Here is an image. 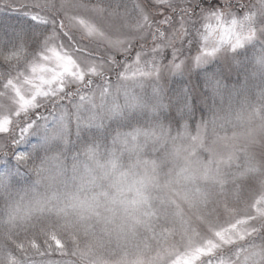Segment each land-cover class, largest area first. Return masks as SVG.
<instances>
[{
    "label": "rangeland",
    "instance_id": "374dc122",
    "mask_svg": "<svg viewBox=\"0 0 264 264\" xmlns=\"http://www.w3.org/2000/svg\"><path fill=\"white\" fill-rule=\"evenodd\" d=\"M61 2L52 0L57 10ZM75 2L105 8L102 16L90 9H74L68 15L94 24L113 40L126 39L132 30L119 22L108 26L110 21L104 17L109 3H119L121 12L125 4L130 9L140 5L153 14L152 27L133 38L131 47L125 45L127 52L106 40L88 37L80 28L58 27L59 38L47 47H55L60 55L67 51L82 68L88 60L93 61L92 66L103 65V75L87 73L85 83L91 79V85L69 81L63 94L41 97L38 107L29 110L25 97L32 85L26 81H37L41 75L50 78L41 67H57L54 59H43L51 55L45 44L53 25L43 23L41 16L51 19L54 14L41 10L33 0H0V54L11 56L0 58V174L8 177L10 186L32 182V163L53 147L44 137L61 114L72 121L70 142L63 146L69 161L88 145L110 146L119 132L160 123L170 129L168 140L178 145L186 146L198 133L199 143L207 148L200 150L205 160L223 146L217 151L219 162L213 178L196 185L198 196L193 207L162 202L163 193H157L144 226L131 235L117 234L100 224L85 231L54 216L8 223L0 214V264H264V138L256 139L254 149L242 139L245 133H252L243 122L252 119L253 113L257 118L264 114V12L259 11L260 0H227L232 6L214 9L222 13L219 24L201 15L205 5L195 7L196 14L189 13L195 26L186 23V35L179 39L173 37L174 30L181 28L180 9L193 8L196 0H174L175 16L171 7L158 5L156 0ZM166 16L176 21L172 27L155 22ZM247 16L252 17L250 22L245 21ZM55 18L68 25L63 11ZM65 32L69 36L75 33L73 47L83 48V53L77 55L68 47L72 42ZM236 35L242 39L234 47ZM213 47L216 51L206 54ZM138 53L140 65L154 68L158 74L134 91H141L149 101H158L157 110L94 119L95 110L88 98L81 97L98 95L114 88L115 79L131 77L127 69L136 64ZM34 66L36 72L32 71ZM242 103L247 107L237 114L234 109ZM75 117L90 122L77 126ZM21 121L31 125L23 138L18 127ZM201 123L205 127L200 128ZM10 124L17 127L14 133L8 132ZM232 145L238 146L235 154ZM18 154L26 159H18ZM155 155L162 157L163 150ZM168 168L165 163L161 170ZM3 203L0 196V207Z\"/></svg>",
    "mask_w": 264,
    "mask_h": 264
},
{
    "label": "clouds",
    "instance_id": "9594fccd",
    "mask_svg": "<svg viewBox=\"0 0 264 264\" xmlns=\"http://www.w3.org/2000/svg\"><path fill=\"white\" fill-rule=\"evenodd\" d=\"M9 57L0 54L3 60ZM144 72L147 74L122 76L115 79L114 88L91 94L88 101L95 110L94 119H110L126 111L155 112L158 101H149L141 91H134L158 74L151 67ZM246 107L242 103L234 110L239 114ZM74 119L77 126L90 122ZM205 123L199 127H205ZM243 123L252 128V133H245L242 139L254 149L256 139L264 138V114L257 118L253 113L252 119ZM169 131L160 123L138 125L117 133L110 146L88 145L69 161L63 146L70 142L72 121L61 114L46 131L45 142L53 147L32 163L30 184L13 188L8 177L0 174L2 218L8 223L23 224L34 218L54 216L61 223L85 231L100 224L117 234L131 235L144 226L146 212L157 193H163L162 202L176 201L178 205L193 207L198 196L196 185L213 178L214 166L219 162L217 151L223 146L205 160L200 153L204 145L199 143L198 133L185 146L170 142ZM232 148L235 154L238 146ZM160 150L163 155L157 157L155 153ZM165 163L169 168L162 172Z\"/></svg>",
    "mask_w": 264,
    "mask_h": 264
},
{
    "label": "snow or ice",
    "instance_id": "6c2138e0",
    "mask_svg": "<svg viewBox=\"0 0 264 264\" xmlns=\"http://www.w3.org/2000/svg\"><path fill=\"white\" fill-rule=\"evenodd\" d=\"M158 5H168L172 8V14L175 16L177 14L176 5L174 4V0H156ZM33 3L38 5V7L41 10H48L49 12L53 13V18L47 19L43 16H41V20L43 23H51L53 25V32L49 38L48 41H46L45 48H47V51L51 53V55H44V60H55V63L57 67L48 69L41 67V72H48L50 74V78H45L44 75H41L37 81L34 80H27L26 82L28 84L32 85V88L30 89V92L25 97V105L28 107L29 110H31L34 107H38V99L41 97H47L50 95H55L56 93L63 94L65 91L66 83L71 82H77L81 85H91L93 81L91 79L87 80L85 83V76L87 73H91L93 75H103V72L100 71V68L103 67V65H97L92 66L93 61L88 60L84 61L85 67H81L79 64H77L76 60L72 58L71 55L67 51L63 53V55H60L57 53L56 48H48V44L51 41H54L58 39V27L60 29H63L64 27H72V28H80L88 37L98 38L106 40L112 47L117 48L119 50L128 51L127 47H124L125 45H128L131 47L132 45V39L135 38L137 35L144 33L146 30L150 29L152 27L153 20L150 19V16H152V13H146L144 8H142L140 5H135L134 8H129L127 4L123 5L124 11H120L121 5L119 3L112 4L109 3L107 5V12L108 15L104 17L105 21H110L109 27H115V23L119 22L121 27H127L132 30L131 34L127 36L126 39H110L108 36H106L104 31H101L99 28H97L94 24L84 20L79 19L76 16L68 15V12L74 9H85V10H91L92 12L96 13L98 16H102L105 12V8L100 7L99 5H87L83 3H76L75 0H62L59 10L56 9L55 4L52 3V0H33ZM205 5L204 8L201 7V15L204 16L205 19H215L218 24L220 22L222 13L218 11H214L216 8L224 7V6H232L230 4H227V0H211L209 3V0H196V4L193 8H183L180 9V24L181 28L180 30L176 31L174 30V37L173 39H179L182 35H186L184 31V25L186 23H191L192 26H195L196 21H192L189 18V13L191 15H195V7H199L200 5ZM151 7V6H148ZM209 9H212V11H209ZM58 11H63L65 14V18L68 21V25H65L64 21H57L55 18V14H58ZM260 12H264V0H260ZM206 13V15H204ZM134 14V15H133ZM252 19L251 16H247L245 18L246 22H250ZM158 24H168L170 27H172L176 21L172 18H169L166 16L163 20L155 21ZM237 24V21L235 19L232 20V25L235 26ZM157 33H159L160 37L164 36V33L157 28ZM226 31H231V29H227ZM235 35V33H233ZM66 37H68V40L72 43H69L68 47L72 49L74 53L79 55L80 53L84 52L83 48H75L73 47V43H76L74 41L75 33H73L72 36H69L67 32L64 33ZM252 35V31H249V36ZM154 38L156 37V33H153ZM141 38H143L141 36ZM242 37L240 35H236V45H239L241 43ZM169 44L173 43V40L168 41ZM60 48H63L64 45H59ZM156 50L153 49V52ZM216 51V48L213 47L211 52H207L206 54H212ZM12 55L16 56L19 55V53H13ZM88 55H91V52L88 53ZM11 59V57H9ZM175 67H179V65H175ZM146 67H142L140 65V54H137V62L134 66H129L128 71H131V77H134L139 74H147L144 72V69ZM33 72L37 71V68L34 66L32 68ZM87 96H82L81 99H87ZM19 132H20V138H23V136L28 132L29 128L31 127L30 124H25L21 121L19 124ZM16 126L9 125L8 132L14 133L16 130ZM15 142V141H14ZM18 159H26V157L23 154H18Z\"/></svg>",
    "mask_w": 264,
    "mask_h": 264
}]
</instances>
